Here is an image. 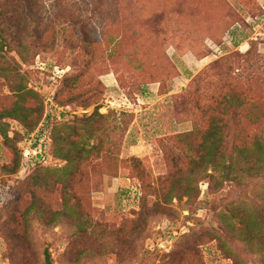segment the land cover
Here are the masks:
<instances>
[{"label":"rangeland","instance_id":"1","mask_svg":"<svg viewBox=\"0 0 264 264\" xmlns=\"http://www.w3.org/2000/svg\"><path fill=\"white\" fill-rule=\"evenodd\" d=\"M0 33V264H264V174L218 167L264 140V0H0Z\"/></svg>","mask_w":264,"mask_h":264},{"label":"trees","instance_id":"2","mask_svg":"<svg viewBox=\"0 0 264 264\" xmlns=\"http://www.w3.org/2000/svg\"><path fill=\"white\" fill-rule=\"evenodd\" d=\"M4 44H5V41H4L3 34L0 33V51H2L4 49ZM31 132H28V133H31ZM215 135H216V132L212 133L209 137L213 138ZM218 142H219V140H218ZM210 144H211V142L207 141L206 143H203L201 145L202 151H206V153L204 154L205 158H211L212 157V154H211L212 145H210ZM70 150H72V149H70ZM70 150H67V149L65 150V149L61 148V156L70 165L71 164L73 165L75 162H79L80 160H82V158H85L86 155L88 154L87 149H85L83 147L76 149L75 151H77V153H75L74 155H73L72 151H70ZM50 152H51V150H50ZM242 158H243L244 164L246 165L245 168L241 167L240 169H236L237 167H232L229 164H226L225 162H222L220 165H218L223 178H226L228 180L229 179L242 180V179L247 178V177L260 178V176H262L264 174V140L256 141L254 143L253 154L252 155L245 154V155H243ZM205 164H211L210 160H206ZM205 168H209V166L205 165ZM235 174H238V177H230V176H233ZM245 176H247V177H245ZM234 219H235V216H232L231 218L226 219V220H228L226 222V226L228 228L233 227V225H234L233 220ZM239 224L243 225V231L239 235L240 238L244 239V241L247 244H250L249 241L252 238V236L255 235L259 231L256 224L253 223L252 221H250L247 216H245L243 218L240 217L239 218ZM9 233H10V240L14 241L13 250L15 253L13 255L16 257L17 254H19L18 253L19 250L17 251L18 245L15 244V234H14L15 231H14V229H10Z\"/></svg>","mask_w":264,"mask_h":264},{"label":"built area","instance_id":"3","mask_svg":"<svg viewBox=\"0 0 264 264\" xmlns=\"http://www.w3.org/2000/svg\"><path fill=\"white\" fill-rule=\"evenodd\" d=\"M42 137H45V134L43 133V130L41 129V127L39 128V131L35 130V131L31 132V133H28L24 137V139L22 141V144L26 143L28 145L26 147L27 148L26 150H28L29 148H32V149H34V151H32V153H33V155H32L31 153H29L28 151L23 149V157H25V158H27V157L36 158L37 162H39L41 165L45 166V165H47L48 159H49V158L46 159V157L47 156L50 157L49 156L50 143H49L48 138H47L48 142L45 143V141H46L45 140L44 143L42 144V146L41 145H36V144L32 145V142H35L36 140L39 141ZM29 139L32 140L31 143L28 142ZM45 144H46V146H45ZM44 146H45V148H44ZM38 148H39V152L35 153L36 151H38Z\"/></svg>","mask_w":264,"mask_h":264},{"label":"crops","instance_id":"4","mask_svg":"<svg viewBox=\"0 0 264 264\" xmlns=\"http://www.w3.org/2000/svg\"><path fill=\"white\" fill-rule=\"evenodd\" d=\"M183 59L186 61V63L188 64L189 63V65L187 66V69L186 70H188L189 72L192 70V67H195L196 66V64H193V62H192V64L190 65V58L189 57H187V55H185L184 57H183ZM179 80V82L181 81V80H185L186 78H185V76L184 75H180V78H178Z\"/></svg>","mask_w":264,"mask_h":264},{"label":"water","instance_id":"5","mask_svg":"<svg viewBox=\"0 0 264 264\" xmlns=\"http://www.w3.org/2000/svg\"><path fill=\"white\" fill-rule=\"evenodd\" d=\"M43 256H44V263L45 264H52L50 261V256H49L47 248L44 249Z\"/></svg>","mask_w":264,"mask_h":264}]
</instances>
